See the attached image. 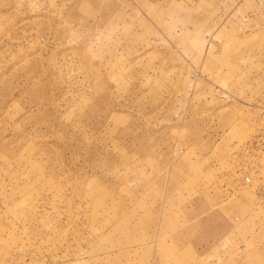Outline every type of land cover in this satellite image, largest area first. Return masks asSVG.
Returning a JSON list of instances; mask_svg holds the SVG:
<instances>
[{"label":"rangeland","instance_id":"rangeland-1","mask_svg":"<svg viewBox=\"0 0 264 264\" xmlns=\"http://www.w3.org/2000/svg\"><path fill=\"white\" fill-rule=\"evenodd\" d=\"M0 264H264V0H0Z\"/></svg>","mask_w":264,"mask_h":264}]
</instances>
